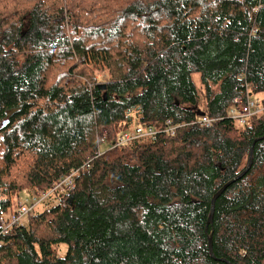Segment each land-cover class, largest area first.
Segmentation results:
<instances>
[{"label": "trees", "instance_id": "1", "mask_svg": "<svg viewBox=\"0 0 264 264\" xmlns=\"http://www.w3.org/2000/svg\"><path fill=\"white\" fill-rule=\"evenodd\" d=\"M238 97L264 103V0H0V232L41 200L0 264H264V112Z\"/></svg>", "mask_w": 264, "mask_h": 264}, {"label": "built area", "instance_id": "2", "mask_svg": "<svg viewBox=\"0 0 264 264\" xmlns=\"http://www.w3.org/2000/svg\"><path fill=\"white\" fill-rule=\"evenodd\" d=\"M235 102L236 104L230 109L229 117L239 122L240 124H246L253 116L264 112V103L260 99L253 100L250 98L244 100L243 98L238 97L235 99ZM199 122L204 125H211L214 122V119L208 116H203L202 119L199 120ZM178 127H180V125L171 127L169 128V131L174 133V130ZM156 133L157 132L152 128H149L148 130H144L143 128H137L135 131L125 133L122 142L149 135L153 136ZM101 141L103 144L110 146L120 144L116 143V141L111 140L110 136H108L107 134L101 135ZM64 181L68 182L69 184L72 183V179ZM43 197L47 198L48 194L44 195ZM40 202L41 200H35L32 205L28 204L25 201L19 202L17 209L13 212L9 221L3 224V230L0 232V236L3 233H8L15 226L21 225L25 216H27L28 213L36 209L40 205Z\"/></svg>", "mask_w": 264, "mask_h": 264}, {"label": "water", "instance_id": "3", "mask_svg": "<svg viewBox=\"0 0 264 264\" xmlns=\"http://www.w3.org/2000/svg\"><path fill=\"white\" fill-rule=\"evenodd\" d=\"M101 89H105L106 85L105 84H100L99 86ZM105 98L107 97V93L104 92ZM253 163V149L251 150V154H250V162L249 165L247 167V169L245 171H243L239 176H237L236 178H234L233 180H231L230 182H228L227 184H225L214 196L213 200H212V209H211V214L209 217V221H208V225L212 223L213 220V214H214V210H215V204H216V200L219 198V196L227 189L228 186H230L232 183H234L235 181H237L238 179H241L243 176L246 175V173L250 170L251 166ZM210 251L212 254L213 253V245H212V239L210 238Z\"/></svg>", "mask_w": 264, "mask_h": 264}, {"label": "bare ground", "instance_id": "4", "mask_svg": "<svg viewBox=\"0 0 264 264\" xmlns=\"http://www.w3.org/2000/svg\"><path fill=\"white\" fill-rule=\"evenodd\" d=\"M167 124H168V126H167V128L165 129L167 132H170V133H172L171 131H169V128H171V127H175V126H177V125H172L171 123H170V121H168L167 122ZM138 128V127H137ZM137 128H135L134 130H132V131H135ZM179 128V127H178ZM144 130H148L149 128H143ZM153 129V128H152ZM177 129V128H176ZM175 129V130H176ZM155 130V129H154ZM175 130H174V132H175ZM131 131V132H132ZM157 133L159 132V131H157V130H155ZM172 134H174V133H172ZM73 174H74V172H73ZM73 174H71V175H68V176H66V178L64 179V180H69V179H71L72 178V176H73ZM63 180V182L62 183H65L66 181H64Z\"/></svg>", "mask_w": 264, "mask_h": 264}, {"label": "rangeland", "instance_id": "5", "mask_svg": "<svg viewBox=\"0 0 264 264\" xmlns=\"http://www.w3.org/2000/svg\"><path fill=\"white\" fill-rule=\"evenodd\" d=\"M100 73L106 74V71L102 70V72H100ZM194 81H195L196 85L198 86V89L202 90V85H201V80H200V75L199 74H195L194 75ZM61 255H64V254H61Z\"/></svg>", "mask_w": 264, "mask_h": 264}]
</instances>
